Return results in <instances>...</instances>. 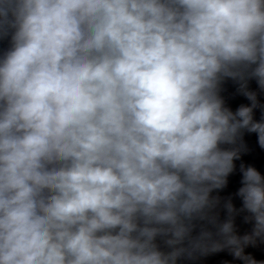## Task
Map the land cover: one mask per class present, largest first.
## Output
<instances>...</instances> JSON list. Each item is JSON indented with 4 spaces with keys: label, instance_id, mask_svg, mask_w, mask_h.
<instances>
[{
    "label": "clouds",
    "instance_id": "1",
    "mask_svg": "<svg viewBox=\"0 0 264 264\" xmlns=\"http://www.w3.org/2000/svg\"><path fill=\"white\" fill-rule=\"evenodd\" d=\"M9 29L0 264H176L191 221L216 223L209 194L238 158L219 145L247 129L264 147L252 108L234 114L217 94L252 65L264 88V0H0V35ZM241 172L259 236L264 176ZM232 232L219 225L224 243L211 250L240 257ZM169 235L164 253L154 241ZM211 236L192 249L207 251Z\"/></svg>",
    "mask_w": 264,
    "mask_h": 264
}]
</instances>
